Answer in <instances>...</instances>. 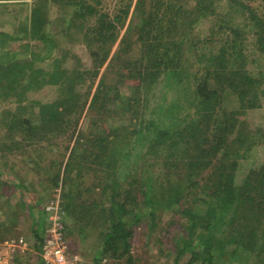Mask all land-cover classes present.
Here are the masks:
<instances>
[{
  "label": "trees",
  "instance_id": "1",
  "mask_svg": "<svg viewBox=\"0 0 264 264\" xmlns=\"http://www.w3.org/2000/svg\"><path fill=\"white\" fill-rule=\"evenodd\" d=\"M12 14L25 17L13 33L0 31V97L14 104L1 111L0 151L32 162L50 189L63 184L66 223L82 226V241L98 235L94 264H134L141 229L158 263L264 264V163L238 180L241 162L264 145V126L245 119L263 109L264 70L250 63L264 60V0H0V17ZM210 14L211 33L194 36ZM56 35L84 46L90 64L76 58L65 68L69 52ZM48 86L60 97L31 99ZM43 140L50 145L27 151ZM47 147L58 158L40 167ZM24 182L13 213L30 211L41 253L48 223L35 224L33 212L44 215V201ZM0 187L10 208L13 190ZM15 231L9 217L0 242Z\"/></svg>",
  "mask_w": 264,
  "mask_h": 264
},
{
  "label": "rangeland",
  "instance_id": "2",
  "mask_svg": "<svg viewBox=\"0 0 264 264\" xmlns=\"http://www.w3.org/2000/svg\"><path fill=\"white\" fill-rule=\"evenodd\" d=\"M10 2H22V1H10ZM28 2H31V0H28ZM52 6V5H51ZM50 6V7H51ZM228 3L225 2L222 6H217V12L218 14H221L222 12L227 11ZM19 9V8H18ZM18 9H14L15 13H19L20 16L24 15L26 12L24 11H18ZM59 10L55 12V9L53 8L52 13L54 14L53 18H55L58 15ZM25 16H22L21 18H16L13 16L6 17H0V31H6L8 33H13L14 29H17L21 23V19H24ZM217 16L216 14H210L208 17H206L200 25H198L193 30L194 36H199L200 38L204 37L207 34L211 33L212 28L216 24ZM254 28V27H253ZM60 30V29H57ZM255 28L253 29L254 33ZM55 33H57L56 30H51ZM59 40H62V44L59 45V48L61 49L66 48V50L69 52L67 61L64 63L65 68L72 69L73 67H76V58L80 59V63L83 65H89L90 64V58L87 54L86 48L82 46L79 43H73L69 39L64 38L63 35H56ZM251 38L252 36H247ZM64 38V39H63ZM28 42V41H27ZM32 44H36V41H31ZM217 43V41H216ZM26 44V41H19L17 43H14L13 46L20 47L21 45ZM189 57V55H187ZM186 57V58H187ZM52 60L46 59L43 63H37L36 67L46 66L47 63H51ZM250 68L253 70L259 72L260 69L264 70V60L251 57V63ZM105 69V68H104ZM124 94L130 95L131 91L128 89L123 90ZM31 99H34L36 101H40L42 104L51 103L55 99L59 98V94L56 92L55 87L48 86L45 89H42V91L38 93H34L30 95ZM12 100V99H11ZM8 101L6 103L3 102V99L0 97V121H1V111L7 106V108H12L14 106L12 101ZM263 109L255 111L253 113H250L245 119H247L252 126L256 127H263L264 126V98L262 99ZM40 106H36V108L33 109V112L31 113V116L38 114ZM33 118L36 120L35 123L39 124V118L33 116ZM1 123V122H0ZM88 125V119L84 120L83 128H85ZM5 137V131L0 130V141L4 140ZM50 145L48 141H38L34 147L29 146L27 151L31 153L35 148L40 149L44 148L41 146H48ZM50 149L45 150V154L43 155L44 161L41 162L40 167L43 166L45 163H47L51 159L58 158L57 155H55V152L49 151ZM251 155L247 158V160H243L241 162V166L238 172V180L241 179V181L244 179L246 174L254 168L260 167L264 163V145L257 144L252 148ZM63 152V150L61 151ZM39 153V152H37ZM6 156V157H5ZM3 157V152L0 151V182L3 184L6 183L7 186H9L13 191H11V194L6 197L10 198V208H5L4 203L0 202V212H2V215L0 216V237L2 234V231L7 226V220L9 217L14 218L16 222V233L12 237H24L28 243L30 244V251L23 255L24 260L22 264H44L41 258V253L36 249V237L33 233V225H32V219L30 218V211L29 210H23L20 211L18 208V213H13L14 209H17L18 205L20 207V204L24 203L23 198V192L22 190L18 189L17 187L20 185L22 179L25 181L24 183L28 185L29 189H32L36 195L41 197L43 202V207H45L46 203L49 202L51 199H54L56 197H60V200L62 201V186L61 184L56 189H50L51 186L44 185V179L45 174L41 172H37L38 170L34 169V165L32 162L28 163V159H26L24 162L20 163V159L17 157L16 160L13 158V155H5ZM8 160L10 164H18L19 167H16L14 169L8 170L6 169L8 165H4L5 162ZM46 158V160H45ZM30 161L34 159L33 155L30 156ZM35 160V159H34ZM13 170V171H12ZM17 186V187H16ZM15 187L16 189H14ZM3 187H0V190H2ZM4 200V199H3ZM44 211V209H43ZM175 212V211H173ZM43 212L34 211V223H40L41 221L47 222L48 220L45 216V214H42ZM146 214V213H145ZM174 216L172 212H167L164 215V221L167 222ZM67 222V217H66ZM132 221H129L128 223L131 224ZM69 223V224H68ZM66 225V236H67V242L75 254H78L82 257V260L86 264H94V257L95 252H98V235L97 233H91L89 235L88 240L82 241L83 236L80 235V231L78 230L80 226L79 224L74 223L73 221H69ZM67 227H70V229H67ZM73 230V231H72ZM72 232V233H71ZM145 230L141 229L138 230L135 234V237L133 239V245L131 249V256L133 257L134 264H164V259L162 258V261L160 259L159 263L157 262V259L159 256L157 255L158 249L157 247H153V244L150 245L149 238L144 235ZM70 234L72 235L70 237ZM163 235V234H162ZM9 237V238H10ZM164 237V235H163ZM167 240V239H166ZM3 241L0 242V244ZM230 249V248H229ZM100 258V256H99ZM127 257L120 261H116L113 259L104 258L102 261V264H127L126 262ZM223 264H238L236 261H232L230 259H227Z\"/></svg>",
  "mask_w": 264,
  "mask_h": 264
},
{
  "label": "built area",
  "instance_id": "3",
  "mask_svg": "<svg viewBox=\"0 0 264 264\" xmlns=\"http://www.w3.org/2000/svg\"><path fill=\"white\" fill-rule=\"evenodd\" d=\"M44 212L48 220L41 258L44 264H86L82 257L70 249L66 237V212L60 197L46 203ZM31 247L24 237H10L0 244V264H15L17 257L25 255Z\"/></svg>",
  "mask_w": 264,
  "mask_h": 264
}]
</instances>
